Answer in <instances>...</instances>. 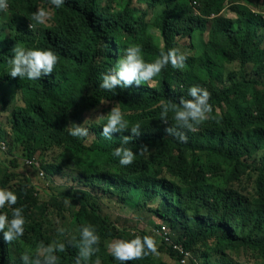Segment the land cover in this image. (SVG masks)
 <instances>
[{"label": "trees", "instance_id": "trees-1", "mask_svg": "<svg viewBox=\"0 0 264 264\" xmlns=\"http://www.w3.org/2000/svg\"><path fill=\"white\" fill-rule=\"evenodd\" d=\"M134 2L148 9L162 7L153 18L158 36L149 30L147 11L132 6ZM243 3L65 0L56 8L50 0H7L8 27L15 25L16 31L6 36L0 28V88L6 84L13 87L22 104L9 111L8 132L0 126V143L14 147L11 150L21 145L28 159L40 148L70 151L79 179L87 186L93 188L96 180H103L101 191L108 198L117 192L121 204L137 211L148 209L162 220L172 241L190 253L186 264H231L225 253L240 249L264 256V16ZM39 8L50 16L44 24L31 19ZM225 10L234 17L219 15ZM196 34H205L207 40L195 57L186 59L185 70L169 64L149 82L151 87L133 84L116 88L115 94L99 87L102 74L115 67L128 47L140 45L143 59L150 63L161 51L177 48L179 39H193ZM14 46L51 49L59 62L53 73L39 80L12 78L8 72ZM232 62L242 69L255 67L257 78L240 73L238 82H233L230 74L224 81L222 70ZM193 85L210 92L213 112L197 131L186 132L187 142H181L166 133L175 121L169 112L168 123L161 122L160 102L190 99L188 89ZM8 104L2 97L1 109ZM113 106L120 108L130 126L141 124L140 135L127 145L137 153L129 166H121L112 153L123 136L131 135L130 130L106 139L101 135L105 121L99 118L98 122H87L93 135L90 143L69 135L72 123L83 122L98 108L106 115ZM141 146L148 149L143 155L138 154ZM258 152H262L259 165L250 162ZM10 166L16 168L17 162L10 160ZM42 169L51 176L61 171L48 164ZM243 176L253 181L251 191L237 186ZM0 188L18 196L16 205H5L0 213L11 219V209L22 207L26 220L24 235L12 243H6L0 232V264H22L24 252L34 255L37 244L51 243L50 237L57 230H50L43 222L45 209L39 210L28 178L21 179L8 166L0 165ZM62 198L76 205L72 215L76 240L79 228L87 224L100 236L99 252L88 264L97 256L101 264H120L110 255L107 244L149 235L143 230L132 234L119 230L108 216H102L100 206L88 194H64ZM194 202L205 207L206 214H200L199 206L191 204ZM56 208L62 210L63 202ZM178 228L181 232L173 238L171 233ZM59 239L66 242L68 238ZM158 252L165 253L170 263L149 255L127 264H179L183 257L163 241ZM213 254L220 256L219 262L211 260ZM56 255L57 264H75L78 248L68 245L65 252Z\"/></svg>", "mask_w": 264, "mask_h": 264}, {"label": "clouds", "instance_id": "clouds-1", "mask_svg": "<svg viewBox=\"0 0 264 264\" xmlns=\"http://www.w3.org/2000/svg\"><path fill=\"white\" fill-rule=\"evenodd\" d=\"M50 3L56 8H60L65 3V0H50ZM7 6V0H0V11H5ZM49 18V13L43 8L37 9V11L32 13L31 17L37 24H44ZM29 27L31 28L32 24ZM12 52L13 55L9 60L10 70L8 72V75L12 78L39 80L42 76L53 73L59 62L58 55L51 49H26L22 46H14ZM186 59L187 57L179 49L171 48L166 52L161 51L153 62H145L141 55V46L134 45L126 49L125 54L117 60L115 67L111 71L102 74L99 87L115 94V89L118 87L124 88L133 84L136 86L149 84L169 64L174 69L183 68ZM149 86L151 87L152 84H149ZM188 96L191 98L185 99L181 97L179 103L164 100L160 102L162 109L160 113L161 122L168 123L169 112L173 114L172 119L175 121L174 125L165 129L166 133L177 137L181 142H187L186 132L197 131L198 126L208 120L213 112V107L209 103L211 94L207 89L199 85H193L188 89ZM100 118L105 121L101 126V135L106 139H112L113 133L130 130L131 135L121 138V145L113 150L112 155L119 159L121 166L131 165L136 159L137 153H134L132 148L127 145L130 144L134 137L140 135L141 124L136 122L130 126L129 121L124 118V114L118 106H113L106 115H102ZM71 125L68 131L72 137L83 138L89 134L88 128L75 123ZM2 143H0V149L3 147ZM3 144L5 149V143ZM147 151V146H141L138 154L143 155ZM4 166L7 167L6 164ZM17 201L18 196L13 191L0 188V209L4 208L5 205L10 207L16 205ZM25 223L22 207H13L11 209V219H9L7 213H0V232H3L4 241L12 243L22 237ZM57 232L60 236L70 238L66 242L54 240L48 245L39 242L34 255L29 251L21 255L22 264H57L59 257L56 253L65 252L68 245L78 248L75 264H88L91 258L99 252L97 245L100 243V236L94 226L90 224L79 228L78 241L74 235L68 233L63 227L57 228ZM107 247L110 255L119 261L120 264H127V262L132 260H140L149 255H159L157 242L150 235H144L143 237L136 235L135 238L130 240L118 239L109 243ZM93 264H101L99 256L96 257Z\"/></svg>", "mask_w": 264, "mask_h": 264}, {"label": "rangeland", "instance_id": "rangeland-1", "mask_svg": "<svg viewBox=\"0 0 264 264\" xmlns=\"http://www.w3.org/2000/svg\"><path fill=\"white\" fill-rule=\"evenodd\" d=\"M101 5H103V3ZM243 5L264 16V0H244ZM132 6H136L147 11L146 21L152 26L149 27V30H151L152 34L158 36V30L154 26L153 18L160 11V8L162 9V7L148 9L147 7L138 5L135 2L132 3ZM6 10L0 11V28H2L3 34L10 36L15 33L16 26L14 25L13 28L8 27L9 15ZM219 15H224L229 18L234 17L231 13H228L227 10H225L224 13L221 12ZM206 40L207 38L205 34H196L193 39H179L177 49H179L180 52L187 57V59L193 58L198 53L201 44ZM181 70H185V68L183 67ZM240 73L247 75L248 78L251 79H256L258 76V74L255 73V67L253 69L252 66H247L242 69L237 62H232L231 64L224 66L222 70V78L225 81L230 74L232 76L231 80L233 82H238ZM235 74L239 75L235 76ZM2 97H5L9 101V104L5 110H2L0 107V126L4 132H8V113L15 105L19 106L22 104L21 96L14 90L13 87L6 84L0 88V100ZM102 115L103 114L101 113L100 108H98L97 110L87 114L83 122L76 123L77 125H82L83 127L88 128L89 134L83 138H79L82 142L90 143L93 138L92 131L89 129L87 122H98V119ZM11 148L14 147L9 146L8 148V145L5 143V149H0V165L6 164L19 178H28L30 180L31 186L39 200V210L45 209L43 222L46 223L47 228L50 230L53 231V229L57 230V228L63 227L68 233L75 236L76 230L74 229V224L72 223V215L73 212L76 211V205L70 203V200L64 201L62 195L69 194L80 196L82 194H88L91 199H94L100 206L102 216H108L119 230H125L128 234H132L136 230H143L150 236L154 237L158 246L162 243V236L156 228L157 226L165 225L163 221L153 216L148 209L137 211L127 205L121 204V202L117 201L120 196L117 192L114 193L112 198H108V194H103L101 191V187L105 186V182L103 180H96L93 188L87 186L85 182L79 179L78 170L72 162L70 151L56 147H52L50 149L40 148L36 150L32 158L35 159L38 166L40 165L39 169L37 166L32 167L25 164L26 157L22 153L23 150L21 145L14 150H11ZM261 159L262 152H258L253 155L250 162L259 165V161ZM10 160H15L17 162L16 168H12L10 166ZM46 164H48V166L59 167L61 171L53 176L47 175L42 169V165L46 166ZM40 171L43 172V176H40ZM15 180L18 181L17 179ZM237 182L240 183L237 184L238 187H245L248 191L253 189V181L247 176H243L241 180ZM61 202H63V209L58 210L56 208V204ZM191 204L193 206H199L200 214H206L207 210L205 207L200 206L196 202ZM167 231H169L168 228ZM180 232L181 230L178 228L171 234L173 238H175V236ZM52 234L53 235L50 237L52 242L54 240H61L59 238L64 237L60 236L58 232H53ZM173 243H176L175 240H173ZM200 250L202 249L200 248ZM225 254H227L231 264H264V256H260L254 251H245L240 249L238 251H228ZM155 260H164L170 263V260L165 253L158 255ZM211 260L219 262L220 256L218 254H213L211 256Z\"/></svg>", "mask_w": 264, "mask_h": 264}, {"label": "built area", "instance_id": "built-area-1", "mask_svg": "<svg viewBox=\"0 0 264 264\" xmlns=\"http://www.w3.org/2000/svg\"><path fill=\"white\" fill-rule=\"evenodd\" d=\"M3 147L1 148L2 150L4 149V144L2 143L1 144ZM25 164L29 165V166H38V163L35 161L34 158H31V159H26L25 160ZM40 175L42 176L43 175V172H40ZM158 232L161 234L162 236V240L171 245L173 247V249L175 251H178L180 254L183 255V257L181 258V260L179 261L180 264H186L188 262V260L191 258V255L189 252H185L183 250V248L178 245V244H174L170 238V236L168 235V232H167V227L166 226H161L160 230H158Z\"/></svg>", "mask_w": 264, "mask_h": 264}]
</instances>
